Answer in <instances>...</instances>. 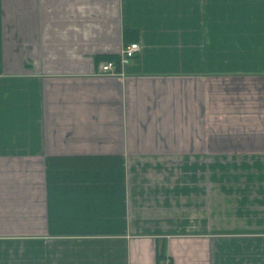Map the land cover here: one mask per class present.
I'll return each mask as SVG.
<instances>
[{"label": "crops", "instance_id": "0c3cea01", "mask_svg": "<svg viewBox=\"0 0 264 264\" xmlns=\"http://www.w3.org/2000/svg\"><path fill=\"white\" fill-rule=\"evenodd\" d=\"M0 264H264V0H0Z\"/></svg>", "mask_w": 264, "mask_h": 264}, {"label": "rangeland", "instance_id": "374dc122", "mask_svg": "<svg viewBox=\"0 0 264 264\" xmlns=\"http://www.w3.org/2000/svg\"><path fill=\"white\" fill-rule=\"evenodd\" d=\"M141 50H142V46H141ZM148 174H149V177H150V175L152 178L157 177L158 183H161V181H169L172 184H174L178 181H181L183 178L187 182H189V179H190L189 173H185V175H184V173H177V172H174V173L173 172H171V173H148ZM208 174L209 173H207V176H208ZM175 196L176 195H173L172 197H175ZM175 200L176 199H173V202L170 201V205H169V211L168 212H170V215H169L170 221H177V220H173V218L178 219L181 215H186L188 217L187 219L192 224L189 227V230L193 231V203H192V200H191V204L188 203V204H180V205H178V203ZM183 209H184L185 213L181 212V211H183ZM178 211H180V212L178 213Z\"/></svg>", "mask_w": 264, "mask_h": 264}, {"label": "built area", "instance_id": "2783aa9c", "mask_svg": "<svg viewBox=\"0 0 264 264\" xmlns=\"http://www.w3.org/2000/svg\"><path fill=\"white\" fill-rule=\"evenodd\" d=\"M141 50V44L139 42H132L122 50V53L119 57L121 69L123 66L127 65ZM117 70V63L115 60H107L102 66L103 74L118 75L123 73L122 71Z\"/></svg>", "mask_w": 264, "mask_h": 264}, {"label": "trees", "instance_id": "16d2710c", "mask_svg": "<svg viewBox=\"0 0 264 264\" xmlns=\"http://www.w3.org/2000/svg\"><path fill=\"white\" fill-rule=\"evenodd\" d=\"M106 59H107V60H115L116 63L118 64V65H117V70H120V69H121L120 61H119V56H110V57H106ZM163 258H165V256H164L163 254H161V255L159 256L160 261H162Z\"/></svg>", "mask_w": 264, "mask_h": 264}, {"label": "bare ground", "instance_id": "6f19581e", "mask_svg": "<svg viewBox=\"0 0 264 264\" xmlns=\"http://www.w3.org/2000/svg\"><path fill=\"white\" fill-rule=\"evenodd\" d=\"M118 65V64H117Z\"/></svg>", "mask_w": 264, "mask_h": 264}]
</instances>
